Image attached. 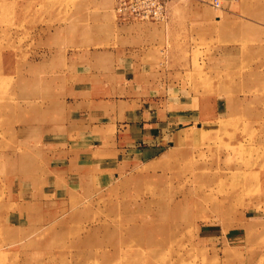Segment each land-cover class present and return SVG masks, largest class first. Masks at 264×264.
Here are the masks:
<instances>
[{
    "label": "rangeland",
    "instance_id": "1",
    "mask_svg": "<svg viewBox=\"0 0 264 264\" xmlns=\"http://www.w3.org/2000/svg\"><path fill=\"white\" fill-rule=\"evenodd\" d=\"M219 1L0 0V264H264V0Z\"/></svg>",
    "mask_w": 264,
    "mask_h": 264
},
{
    "label": "built area",
    "instance_id": "2",
    "mask_svg": "<svg viewBox=\"0 0 264 264\" xmlns=\"http://www.w3.org/2000/svg\"><path fill=\"white\" fill-rule=\"evenodd\" d=\"M114 11L121 18L162 21L167 15L168 0H113ZM215 7L219 0H212Z\"/></svg>",
    "mask_w": 264,
    "mask_h": 264
},
{
    "label": "crops",
    "instance_id": "3",
    "mask_svg": "<svg viewBox=\"0 0 264 264\" xmlns=\"http://www.w3.org/2000/svg\"><path fill=\"white\" fill-rule=\"evenodd\" d=\"M115 18L117 19V21L119 20L118 19V17L116 16V14H115ZM133 21H140V20H137V19H133ZM66 85V84H65ZM79 90H80V88H78ZM75 90H77L76 88H69V87H66V92L68 93V91L70 92V93H73V92H76ZM78 90V91H79ZM66 93V94H67ZM65 94V97L64 98H62V99H59V101L58 102H60V103H62L63 105H67V104H73L75 101L76 102H84V101H88L87 100V98L85 99L83 96H77L76 97V99H73V98H68L67 96L68 95H66ZM89 99V98H88ZM124 125H126V128H123V130L121 131V132H123V134L125 135V140L126 141H130V143L131 142H133V145L134 144H136L135 143V139H138V134L140 133V131H141V127H147V128H150L148 125H146L145 123H142V124H140V122L139 121H137V122H132V123H129V124H124ZM132 133H133V136H132ZM145 133H148L147 131L145 132ZM130 136V137H129ZM149 136V135H148ZM133 137V138H132ZM161 149V147H158L157 145H156V143H150V145L149 146H147V147H144V148H142V149H138L137 151V155H139V154H142V155H146V156H151V155H154V154H156V152L158 151V150H160ZM133 150V149H132ZM144 159V158H143ZM78 177V176H77ZM101 180V179H100ZM57 193H58V191H57Z\"/></svg>",
    "mask_w": 264,
    "mask_h": 264
}]
</instances>
